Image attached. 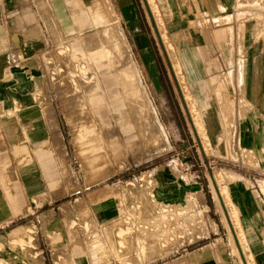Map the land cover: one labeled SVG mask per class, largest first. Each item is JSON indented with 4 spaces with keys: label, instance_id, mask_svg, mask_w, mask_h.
<instances>
[{
    "label": "rangeland",
    "instance_id": "1",
    "mask_svg": "<svg viewBox=\"0 0 264 264\" xmlns=\"http://www.w3.org/2000/svg\"><path fill=\"white\" fill-rule=\"evenodd\" d=\"M61 1L69 14L72 3ZM109 1L124 55L134 60L148 83L144 85L148 109L159 115L164 134L145 142L139 139L137 147H127V154L113 159L95 176L83 169L74 136L83 92L79 86L86 83L79 63L70 55L74 35H68L58 21L51 0H0V262L71 263L67 256L74 241L85 236L87 223L90 230L95 228L93 219L100 207L104 216L126 209L122 217L129 212L133 217L121 222L123 228L129 227L125 234L148 236L145 250H138V245L119 247L121 258L104 254L109 258L106 264H240L233 248L240 240L235 219L243 220L246 211L241 202L247 194H252L254 219L264 226V0L234 4L230 0L237 9L254 10L233 8L223 11V16L217 9L205 10V0H155L157 13L148 0H133L135 5L125 9L118 7V0H83V4L95 10ZM225 23L234 28L241 53L247 39L254 46L239 67L243 82L233 70V41V53L227 51L225 33L230 26ZM194 37L203 46L196 47ZM205 38L213 40L206 45ZM172 54L182 64L190 91L197 80L223 83L222 89L209 91L208 100L217 95L232 99L228 112L217 102L203 103L192 92L208 143L197 133L172 67ZM142 55L151 60L153 78L160 77L168 113L159 106ZM138 103L143 107L142 98ZM223 117L222 131L214 120L224 122ZM49 119L59 125V147L53 144L52 153H62L66 160L67 167L59 171L47 153L51 141L44 128ZM11 124L16 127L14 143ZM88 177L92 183L85 187ZM218 187L225 189V205ZM7 188H17L20 208ZM148 222L155 229L167 224L179 230V236L158 243L149 236L152 230L147 235L139 229ZM246 223L251 225L249 220ZM258 232L264 237V230ZM202 248L209 255L193 259V252ZM246 251L253 253L251 245Z\"/></svg>",
    "mask_w": 264,
    "mask_h": 264
},
{
    "label": "bare ground",
    "instance_id": "2",
    "mask_svg": "<svg viewBox=\"0 0 264 264\" xmlns=\"http://www.w3.org/2000/svg\"><path fill=\"white\" fill-rule=\"evenodd\" d=\"M68 1L72 3V11L69 14L62 9L61 0H51L60 18L58 21L65 26V31L68 35H74L70 40V55H72L71 58L75 62L79 63L80 75L84 83H86L83 87L81 86L82 84L79 86L83 88V92L79 101L81 104L78 105L80 107L78 115L79 127L74 136V141L79 146V153L83 161L82 168L92 172V176H95L113 159L127 154V147L133 149L137 147L139 139H143L145 142L147 138H153V135L158 134L159 136V134H162L163 136L164 127L158 114H150L148 109L149 104L145 95L147 93L144 87L146 82L141 78L142 73L140 69L134 60H131V57V59L128 58L127 60V54L124 55L122 38L117 34L118 28L112 22L114 11L110 10L111 7L113 8L110 5V1L109 3H105L106 6L100 4L95 10H92V7L84 5L83 0ZM148 2L154 8V12H156L155 0H148ZM117 5L121 8L118 1ZM88 29L90 30L88 31ZM162 36L165 38V32ZM232 36L233 27L230 26V30L228 29L225 33V37H228L225 40V44L229 55L233 53ZM194 44L196 47H199L195 41ZM193 53H197L194 54V57L197 59L199 49L195 48ZM149 59L147 55H142V65L146 69L145 73L151 82L150 85L155 90L159 106L168 113L169 102L164 97L160 77L155 76L153 78L152 76V63ZM172 67L178 80L182 83V92L184 93L185 101L192 115L197 133L204 143H208L209 139L203 131V124L197 110L195 96H193V91L189 90L190 87L185 82L180 60L173 54ZM243 79L244 71L242 69L240 81L243 82ZM195 83L193 88L194 93L197 96L199 95L201 101L204 103L207 98V95H205L207 93V90H205L206 86L204 85L205 82L197 80ZM140 98L143 99V107L138 103ZM211 101H217V103L222 105L223 109L231 106L222 97H212ZM58 126V122L55 124L52 119H49L44 132L45 136L51 141V145L48 146L51 148L47 149V153L53 160L50 161L55 164V170L59 171L60 169H65L67 166L65 155L59 153L57 156H54L52 153L53 150H56L53 144L59 147ZM214 126L218 130H225V119L222 122L221 119L216 118ZM9 135L14 143L16 136L14 124H11L9 127ZM21 166L25 168V163ZM2 168H4L3 165ZM55 180L58 181V179ZM215 181L217 182V176L215 177ZM90 183L92 182L88 177L85 187H88ZM218 190V194L225 205V189L218 187ZM7 191L12 202L19 205L20 208L21 195H19L20 193L17 188L14 191H9V188H7ZM106 202L104 200L103 205ZM101 209L98 207V216L93 219L95 228L90 230L87 223L85 236H78L77 240L74 241L72 251L67 256V259L72 260V262L68 264H106L109 258H103L104 254L114 253L117 259L121 258L119 247L138 245V250H145L147 248L145 239L148 236H141V234L138 237L133 236V234L127 236L124 232L129 227L123 228L121 222L133 217L130 212L127 217H122L126 209L120 208L116 215L104 216ZM230 219L232 220L231 215ZM242 219L243 222L240 217L235 219L237 221L236 227L238 225L236 234L238 231L237 235L240 234V240L238 242L239 245L237 247L233 246V248L235 252L237 249L239 253L240 264H254L253 261L256 263L255 255H253L252 251L248 253L246 249L248 245H256L257 241L252 234L253 230L245 224L246 219L244 216H242ZM135 222L136 219L129 223L131 228L134 227ZM141 226L143 227L139 228L141 233L147 234L152 230L149 236L154 237L158 243H168L172 237L178 238L180 233L179 230H175L164 223L158 224L156 229L151 226V222L144 223ZM245 252L249 255V258L245 255ZM209 253L208 249H198L193 252V259L205 258ZM251 258L254 260L252 261ZM36 261L39 264L40 260L36 259ZM33 263L36 264L34 260ZM0 264L7 263L0 262Z\"/></svg>",
    "mask_w": 264,
    "mask_h": 264
},
{
    "label": "crops",
    "instance_id": "3",
    "mask_svg": "<svg viewBox=\"0 0 264 264\" xmlns=\"http://www.w3.org/2000/svg\"><path fill=\"white\" fill-rule=\"evenodd\" d=\"M205 1H206V5L204 6L205 10L207 9L208 11H212L213 9H217V11H219L221 13V16H223L222 14L225 11H227V10H231L232 11L233 8H236V9L238 8V7H234V5H233L236 0H232L233 4L230 2V0H221V4L224 6L225 9H222L220 7V4H219L218 0H205ZM118 3L120 5V7L123 8V9H125L126 7L127 8H131V5H135V2L133 0H118ZM173 8H176V7H173ZM237 10H241V11H245L246 13H250L254 9L246 7V8H239ZM233 11H234V9H233ZM234 13H237V12H234ZM209 16L210 15H208V17ZM233 18L235 20H237V17H234V14H233ZM229 23H225V24L230 26ZM234 23H235V21H234ZM225 24H221V25H225ZM229 26H227V28H229ZM235 27H237V26H235ZM234 32H235V30L233 28L232 41H233V46L235 48V57H233V63L236 62V64H237V65L236 64L233 65V70L235 68V70H237L236 73L238 75V73H240V68L239 67H240L241 62L242 61H247L244 58L250 57V52H251V50L254 51V46H252V43H251L252 41L250 39H247V41L245 43L244 53H241V51H240L241 45L240 46L238 45V36H236V34ZM221 37L223 39V36H221ZM196 39H197V41H196ZM212 40H213V38H210V39L205 38L204 41L206 42V45H209L210 41H212ZM194 41H195V43H198L199 47H200V45L203 46L202 43L201 44L199 43V37L198 38L194 37ZM223 67H225V66H223ZM225 68L228 69L227 67H225ZM222 84L220 83L219 85H215V83L214 84H211L209 82H205L204 83V85L206 86L205 90H207V93L205 94V95H207V98H206L205 102L208 100L209 91H211L212 89L215 90L216 88H218V90L222 89L223 88V86H221ZM194 85H193V88H194ZM193 92H194V90H193ZM195 96L198 97V99L201 100L199 95L197 96L195 94ZM217 96L219 97V95H217ZM221 97L223 98L224 101H226V102H228L229 104L232 105V99L231 98H227V96H222V95H221ZM210 100H211V98L208 100L209 103H210ZM213 103H215V102H213ZM219 105L222 106L221 104H219ZM228 107H232V106H227V108H225L224 110L228 111ZM243 143L245 144V143H248V142L247 141L245 142V140H244ZM251 199H252V194H247V196L245 197V200H243L241 202V204L243 205L242 208L246 211V213L244 215L245 219L247 220V222L249 220V224L251 223V225H248V223H246V225L249 226V228H251V229L253 228V233L252 234L254 235V239L257 241L256 245H251V249L253 250V253L255 255L256 263L257 264H264V237H262V234L258 232V229H260L261 231L264 230V226H263L262 222L259 224L254 219V214L253 213L255 212V210H252V208H251Z\"/></svg>",
    "mask_w": 264,
    "mask_h": 264
}]
</instances>
